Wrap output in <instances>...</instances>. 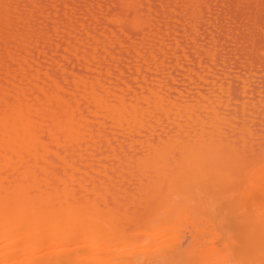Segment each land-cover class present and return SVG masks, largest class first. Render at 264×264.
Here are the masks:
<instances>
[{
  "label": "bare ground",
  "instance_id": "bare-ground-1",
  "mask_svg": "<svg viewBox=\"0 0 264 264\" xmlns=\"http://www.w3.org/2000/svg\"><path fill=\"white\" fill-rule=\"evenodd\" d=\"M0 264H264V0H0Z\"/></svg>",
  "mask_w": 264,
  "mask_h": 264
}]
</instances>
